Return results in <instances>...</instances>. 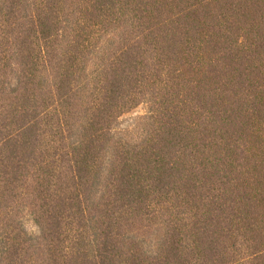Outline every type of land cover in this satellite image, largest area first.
<instances>
[{
  "label": "trees",
  "instance_id": "trees-1",
  "mask_svg": "<svg viewBox=\"0 0 264 264\" xmlns=\"http://www.w3.org/2000/svg\"><path fill=\"white\" fill-rule=\"evenodd\" d=\"M0 264H264V0H0Z\"/></svg>",
  "mask_w": 264,
  "mask_h": 264
},
{
  "label": "rangeland",
  "instance_id": "rangeland-1",
  "mask_svg": "<svg viewBox=\"0 0 264 264\" xmlns=\"http://www.w3.org/2000/svg\"><path fill=\"white\" fill-rule=\"evenodd\" d=\"M146 111H147V109H146V106L144 104L137 106L135 109H133L132 111H130L127 114H124L123 116H121L118 119L117 124H116V128L117 129L131 128L135 119L141 115H144L146 113ZM25 226H26V229L28 232H30V233L35 232V228L29 222H26Z\"/></svg>",
  "mask_w": 264,
  "mask_h": 264
}]
</instances>
